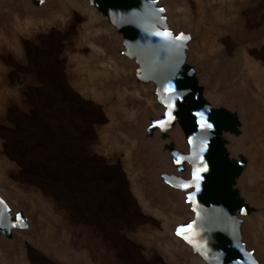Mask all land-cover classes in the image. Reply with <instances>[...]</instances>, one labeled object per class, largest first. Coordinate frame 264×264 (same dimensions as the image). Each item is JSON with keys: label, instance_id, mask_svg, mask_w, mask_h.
<instances>
[{"label": "rangeland", "instance_id": "rangeland-1", "mask_svg": "<svg viewBox=\"0 0 264 264\" xmlns=\"http://www.w3.org/2000/svg\"><path fill=\"white\" fill-rule=\"evenodd\" d=\"M57 1L61 9L55 8L47 19L28 17L25 9L16 18L11 11L0 18L1 191L16 205L26 206L38 224V236L21 238L19 252L27 264H184L179 261L185 259L177 255L186 249L181 247L170 257L167 249L174 247L164 235L163 223L140 206L134 190L142 188L135 181H144L146 172H136L131 155L136 145L118 134H128L123 121H133L137 110L128 97L139 99V94L120 92L126 75L94 46L104 49L111 42L108 34L96 30L102 25L99 20L89 12L72 8L66 12ZM166 1L177 9L181 23L198 35L194 60L209 82L212 97L217 100L219 93L223 98L244 99L264 154V61L256 57L264 55V0ZM53 16L57 17L50 26L25 29L28 20L48 21ZM44 37L52 38L55 59L60 62L58 72L64 74L67 86L103 114L105 123L93 127L92 154L107 165L119 166L123 177L117 174L113 182L72 188L48 185L22 177L21 168L5 155L7 130L13 129L9 112L27 114L31 107L24 94L43 84L29 65V57L34 48L42 47ZM245 57L256 63L252 74ZM98 70L106 73L98 74ZM44 115L52 119L47 110ZM84 127L74 124L72 130L79 134ZM261 169L254 187L264 192V166ZM107 193L114 198L109 199ZM121 201L131 216L128 224L123 223L116 204ZM259 228L258 242L264 245V224L259 223ZM16 255L0 246V264H22Z\"/></svg>", "mask_w": 264, "mask_h": 264}, {"label": "water", "instance_id": "water-1", "mask_svg": "<svg viewBox=\"0 0 264 264\" xmlns=\"http://www.w3.org/2000/svg\"><path fill=\"white\" fill-rule=\"evenodd\" d=\"M73 1L85 4L94 11L96 17L101 18L99 22L102 25L96 30L108 34L111 42L104 49L93 45L104 52V59L107 62L110 60L121 71L120 74L126 75L120 92L126 94L138 91L139 99L126 94L137 109L135 112L132 110L135 113L133 121H123L128 134L118 131V134L136 144L131 153L136 172H146L144 181L135 182L141 186L146 199L153 206L160 198L166 204L167 213H189L191 216L190 220L170 225L172 238L189 249V252L177 255L185 259V262H179L188 264L192 258H198L204 264H210L212 251H222L223 264H249V261L264 264V245L258 242L257 232L260 228L256 220V217L264 218V192L254 187L255 176L262 174L264 154L259 150L258 137L254 133L255 121L244 99L237 96L223 98L216 93L217 102H212L207 97V92L213 96L214 93L193 55L198 35L181 23L177 9L172 8L166 0ZM55 8L61 9L57 0H0V18L5 17L7 11L13 12L16 18L25 9L28 17L47 19V15ZM159 9L164 11L160 12ZM165 30L190 37L179 50V60L174 55L177 52L175 45L151 35L154 31ZM165 48L168 49L167 56L163 51ZM169 62L180 65L178 77H173L172 71L164 70ZM156 68L161 71L155 72ZM170 78L176 85L175 94L180 98L175 103L174 120L166 129L161 130L154 127L153 122L167 120V108L161 103L157 91L164 94L163 84ZM183 90H187L188 94L178 92ZM146 100L150 101V106ZM198 111L205 114L204 121L195 116ZM201 123H210L212 128L202 130ZM175 131H179L186 151L178 147L172 136ZM191 136L196 137L197 152L201 140L208 142L203 157L207 172L201 174L200 192L196 193L199 219L188 200V196L195 193L196 189L181 190L165 182V177L171 183L180 179H193V166L199 160H185L177 166L172 156L173 152L182 156L192 155V145L188 142ZM250 171L252 183L248 182ZM1 185L0 180V246L17 252L19 260L20 239L37 237L38 224L36 216L26 206L16 205L2 193ZM169 199L176 203L175 207L171 201H167ZM222 209L226 210L227 215ZM209 216L223 217L227 225L213 223L205 229L204 218ZM229 217H235L238 223H233ZM181 225L183 228L178 235L177 228ZM193 227L199 233L195 239L200 243H207L208 235L213 232L207 244V249L212 248L206 252L209 259H205L183 239L184 235L192 233ZM225 227L231 235L225 233Z\"/></svg>", "mask_w": 264, "mask_h": 264}, {"label": "trees", "instance_id": "trees-1", "mask_svg": "<svg viewBox=\"0 0 264 264\" xmlns=\"http://www.w3.org/2000/svg\"><path fill=\"white\" fill-rule=\"evenodd\" d=\"M51 40L44 37L42 47L34 48L29 57V65L43 84L24 94L31 107L27 114L9 112L13 129L7 130L4 153L21 168L22 177L48 185L72 188L113 182L117 174L123 177L120 167L105 164L90 150L96 140L93 127L105 123L103 114L67 86L64 74L58 72L60 62L55 59ZM256 57L264 61V55ZM46 110L52 119L45 118ZM74 124L86 128L77 134L72 130ZM116 204L123 223L128 224L131 216L125 201Z\"/></svg>", "mask_w": 264, "mask_h": 264}, {"label": "snow or ice", "instance_id": "snow-or-ice-1", "mask_svg": "<svg viewBox=\"0 0 264 264\" xmlns=\"http://www.w3.org/2000/svg\"><path fill=\"white\" fill-rule=\"evenodd\" d=\"M160 12H163V9H159ZM151 35L160 38L164 42L168 44L175 45L177 51L183 48L184 44L190 39L189 36L180 33V34H173L171 31H154L151 33ZM180 70V65L177 64L175 68L173 69V77L176 76V73ZM177 92L176 85L173 83V79H169L165 87L163 88V93L167 95L168 98L164 94H161V92L158 90L157 95L161 98V103L165 105L167 108V112L165 113L167 120H157L154 121V127L160 128L161 130H164L167 128L169 124L172 123L174 120V107L175 103L179 100V96L175 93ZM195 116L198 117L201 121H204L206 119L205 114L203 112H196ZM200 128L208 129L210 130L212 128V125L210 123H201ZM188 142L190 145H192V155L191 156H182L178 153L173 152L172 156L175 159V163L177 166H180L183 161L185 160H199L198 164H195L193 166L192 170V177L193 179L191 181H185L183 179L178 180L176 183H171V181L168 180L167 177H165V182L170 183V186L174 188H178L181 190H186L189 188H195L196 192L191 193L188 196V200L192 203L193 208L192 211L196 213L197 219L200 218V213L197 210L199 205L197 204L196 200V193L200 192V186H201V174L204 172H207V165L204 164V153L207 151V140H201L199 144V152L196 151V137L191 136L188 138ZM203 165V167H201ZM19 219V217L17 218ZM183 225L177 228V234L180 235L182 231ZM199 233L195 231V228L193 227V231L190 235H184L183 239H185L197 252H200L201 255L205 256L207 258L206 252H207V243H200L195 239L196 236H198ZM249 264H255L254 261H249Z\"/></svg>", "mask_w": 264, "mask_h": 264}, {"label": "bare ground", "instance_id": "bare-ground-1", "mask_svg": "<svg viewBox=\"0 0 264 264\" xmlns=\"http://www.w3.org/2000/svg\"><path fill=\"white\" fill-rule=\"evenodd\" d=\"M60 3H61L62 9L64 11H66V12H68V10L72 8V9L80 11L82 13H88L89 12L91 15L95 16L94 11L89 9L85 4L76 3L73 0H60ZM56 17L57 16H53L51 18V20H48V21H43V20L30 21V20H28L25 23V29L33 27V26H50L52 21ZM96 18L98 20L99 19L101 20V18H99V17H96ZM92 49L95 50V47L92 46ZM245 62L247 64V66H246L247 68L246 69L248 70V72L251 73V74L254 73V70L256 69V63H254V61H251V59H249L248 57H245ZM111 70H113L115 72V69H111ZM97 73L104 75L106 72H105V70H103V71L98 70ZM134 93L137 94L138 91H134ZM207 97L209 98L210 101L217 102L216 99H214L212 97L211 93H209V92H207ZM145 102H146L147 105L150 106V101L149 100H146ZM172 136L174 137L178 147L180 149H182L183 151H186L185 144H184V142L182 140V137H181L179 131L173 132ZM125 142H127V141L125 140ZM134 145H136V144L134 143ZM252 181H253V179H252V171H250L249 174H248V182L252 183ZM134 194H135L140 206L142 207V209L144 211H146V212H149L154 218L160 220L163 223L164 235H167L172 240V246L174 247V250L173 249H170V250L167 249L168 254L170 255V257H172L173 253H175L176 250L177 251L181 250V247L185 248L186 251L189 252V249L186 246L181 244L177 239L172 238V230H171L170 225L178 224V223H180L182 221H185V220H190V218H191L190 214L189 213H184V214L179 215V214H176V213H173V212L167 213L165 211L166 210V204L162 202V199L159 198L158 203L155 202L156 204L153 206V204H151L150 201L146 199L145 194H144V192L142 190L135 189L134 190ZM173 204H174L173 206L175 207L176 203L173 202ZM256 220H258L259 223H263L264 224V218L263 217H256ZM20 260H21L22 264H27L22 255L20 256ZM191 264H204V263L198 258H192L191 259Z\"/></svg>", "mask_w": 264, "mask_h": 264}, {"label": "clouds", "instance_id": "clouds-1", "mask_svg": "<svg viewBox=\"0 0 264 264\" xmlns=\"http://www.w3.org/2000/svg\"><path fill=\"white\" fill-rule=\"evenodd\" d=\"M168 44V43H167ZM164 54L165 56L168 55V49L165 48L164 50ZM175 57L177 58V60H179V51L174 53ZM177 64H173L171 62H169L167 65H165V69L166 71H173V69L175 68ZM155 72H159L161 71L160 68H156L154 69ZM179 72V71H178ZM178 72L176 73V77H178ZM167 83L163 84V88L165 87ZM180 94L182 95H187L188 91L187 90H183V91H178ZM222 212L225 213V215H227L226 210L222 209ZM229 219H231L233 221V223H238L237 221H235V217H229ZM213 223H222L227 225V221L223 219V217H216V216H209L204 218V227L205 229H207L209 227V225L213 224ZM211 233L208 235V239H207V244L209 245L210 241H211ZM225 233L227 235H231V233L228 232L227 227H225ZM212 248L209 247L207 249V251H211ZM223 257H224V253L222 251H212V259L210 260V264H223ZM205 259H209V257L205 258Z\"/></svg>", "mask_w": 264, "mask_h": 264}]
</instances>
